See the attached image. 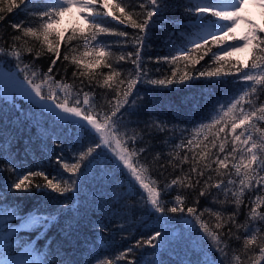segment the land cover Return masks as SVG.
Wrapping results in <instances>:
<instances>
[{
	"label": "snow or ice",
	"instance_id": "snow-or-ice-1",
	"mask_svg": "<svg viewBox=\"0 0 264 264\" xmlns=\"http://www.w3.org/2000/svg\"><path fill=\"white\" fill-rule=\"evenodd\" d=\"M249 4L264 14V0H0V27L16 9L27 15L9 23L11 33L0 35V81L11 85L0 90V172L6 166L16 177L0 185L5 220H14L20 212L16 205L4 207L10 195L23 200L32 189L44 195L45 189L60 196L79 194L89 180L98 179L107 187L105 204L119 205L112 209L113 217L127 220L139 214L152 218L154 225L146 239L113 255L99 250L106 258L93 257L90 251L87 260L73 259L62 244L53 248L52 242L47 253L21 243L24 252L17 256L19 248L11 243L16 237L5 225L0 264H232L230 252L235 264L264 262V235L243 238L241 233L255 222L264 224V195L245 203L246 193L264 189V139L258 142L254 136L259 132L264 137V128L257 127L264 122V24L242 15ZM239 24L246 30L238 35ZM128 45L131 51H125ZM154 45L161 54L153 58L147 50ZM245 50L249 62L229 59ZM45 57L47 69L38 72V62ZM146 57L155 65H167V72L153 78L144 66ZM129 63L133 67L124 69ZM229 76L235 79H222ZM201 78L210 90L199 98H185L187 111L165 107L159 99L158 88L176 85L179 90ZM229 84L231 92L211 90ZM138 85L148 87L138 90ZM97 88L105 90L102 105L91 94ZM6 127L16 130L8 138ZM33 127L40 151L67 176L50 175L42 167L24 170L17 163L16 133ZM160 133L169 137L166 156L164 147L152 143ZM32 143L31 138L25 142L26 156L33 152ZM201 198L220 208L201 210ZM242 205L249 209L243 223L238 220ZM226 206H233L230 212ZM206 213L214 218L211 222ZM81 219L62 229L66 237L79 229ZM55 220L37 210L21 214L20 223L43 230ZM92 227L106 242L111 239L108 225L97 222ZM233 239H242L239 255Z\"/></svg>",
	"mask_w": 264,
	"mask_h": 264
},
{
	"label": "trees",
	"instance_id": "trees-1",
	"mask_svg": "<svg viewBox=\"0 0 264 264\" xmlns=\"http://www.w3.org/2000/svg\"><path fill=\"white\" fill-rule=\"evenodd\" d=\"M25 19H27V15L20 9L14 10V12L11 14H7V20L4 22V26L0 27V35H4L5 32L11 33L12 30L8 26L10 22L23 21ZM254 21L257 24H264V14L261 16V18H257ZM110 23L121 30H127L129 32L132 31L131 29H125L122 25L116 24V22L110 21ZM64 26L68 27L69 24L67 25L65 22ZM102 39L116 40L117 37H102ZM131 50V45H128L125 48V51ZM112 51H114L117 55L120 54L119 48H113ZM147 51L148 55L152 56L153 58L156 55L161 54V50L155 45ZM213 51H216V49L214 48ZM208 59V57L205 58L206 61ZM229 59L232 61L239 60L241 63L249 62V53L246 58H240L236 55H233L232 57H229ZM145 61L146 62L144 66L151 69L150 74L153 78H161L162 75L167 72V65H155L149 62L147 57L145 58ZM47 63V57L39 61L37 71H46ZM201 63L203 64L204 61ZM59 64L60 62L58 61V65ZM2 67L3 64L0 63V68ZM131 67L133 66L130 63L123 65L124 69H129ZM157 67L161 68L162 71L156 72L155 69ZM197 67H200V65H197ZM4 70L7 69L5 68ZM96 71L103 72L105 74L108 72L107 69H98ZM243 71L246 72L248 69H244ZM71 72L72 67L70 66L68 68L69 84L72 83ZM56 79L59 80L60 76H57ZM222 79L232 81L235 79V77L229 76L223 77ZM78 83L79 81H77V84ZM207 83V80L201 78L188 82L187 87L182 86L179 90L177 89L176 85H172L169 88L160 87L157 89V92L159 94V99L163 102L165 107L171 104L180 108L181 111H187V106L184 103L185 98H187V100H192L193 97L199 98L202 93H207L210 90L208 87H206ZM146 87L148 86L138 85L137 89L142 90ZM211 90L231 92L232 85L229 84L223 89L217 88ZM104 91V89L97 88L95 93H91L95 96L96 102L98 104L102 105L105 102L103 95ZM18 99L23 103L25 108L29 106L30 102H24L22 97H18ZM261 99H264V95L261 96ZM2 100L3 96L0 95V101ZM257 127L264 128V122H257ZM14 131H16L14 128L6 127L4 138H8L9 135ZM16 134L19 136V141L14 142L13 155L15 156L17 163L22 164L24 170L29 168L35 170L37 167H42L45 172L50 175L60 172L62 175L67 176L66 173H62V170L59 169L58 165L50 162L48 155H45L40 151L41 140L37 138L38 133L35 127L31 128V131L25 128L22 132H17ZM254 136L258 142L264 139V137H262L259 132L254 133ZM29 138L34 141V143L31 144L33 152H30L26 156L24 148L25 142L28 141ZM168 139V136L160 133L157 134V139L152 141V143L156 145L157 148L164 147L165 156L167 153V147L169 146L166 143ZM172 139L175 143H180V141L175 139V137ZM48 144L51 146V138L48 139ZM5 148H7L6 144ZM66 156L70 157V153H66ZM149 161L151 162L150 156ZM163 162L164 161L162 160L161 163ZM0 166H4L3 160H0ZM152 166L153 168L159 167V165L156 163H153ZM184 167L187 168V165ZM167 171L171 173L172 169L169 167ZM15 178V175L8 171L7 167L5 166V171L0 172V185L11 183ZM40 183L43 185V181H40ZM45 191L48 192V195L37 193L36 189H32L31 193L27 194L28 198L23 200H15L11 195L8 196L4 207L16 205L20 209V212L16 215L14 220H5L3 212L0 211V239H4L6 236L4 231V227L6 225L8 233L16 237V239L11 241V243L13 244V247L19 248V251L16 253L17 256L22 254L24 252V248L29 246L40 247L41 252L47 253L49 250L48 244L49 242H52L53 248H55L57 244H62L65 253L72 256V258L76 260H87L90 251L92 252L93 257L101 255V258H106V256H104L99 250H103V253H106L107 255H113L117 252V250H123L124 248L128 247L130 243H134L137 239H146L154 227L152 218L141 217L139 214H137L135 217L129 215L127 220L121 219L119 216L113 217L112 209L119 207V205H114L111 203L105 204L108 194L107 187L102 185L98 179L95 181L89 180L88 185L83 187L79 194L67 193L65 196H60L57 193L50 192V190L45 189ZM173 194H170L169 198H171V195ZM258 195H264V189L256 188L254 192L250 194L246 193L245 203L248 204L251 201H254ZM228 196L231 198V192L228 193ZM219 199L223 200L225 197L220 195ZM65 204H67L68 207H65ZM231 207L233 206H226V212H230ZM200 208L201 210L204 208L219 209L220 205L212 204L211 200H205L201 198ZM37 210H39L40 213L51 214L52 216L56 217V220L48 228L43 230L27 228L20 223L21 214L27 216L29 214L35 213ZM248 211L249 209L244 207V205L241 206L240 215L238 216V220L241 223L245 222ZM258 211L260 210L258 209ZM77 218H82L79 229H73L72 234L66 237L62 229H65L68 224L74 223L75 219ZM205 218L209 219L210 222L212 219H214L212 217H208L207 213L205 214ZM113 221H118L123 225V228L121 229L115 227ZM97 222L106 224L112 229V232L110 233L111 239L109 241L106 242L104 238L98 236L99 229L92 227V225L96 224ZM177 231H179V229H177ZM241 233L243 238H251L252 234L264 235V224L255 222L249 225L247 230L242 229ZM123 237L129 238L124 239ZM21 243L24 244V248L20 247ZM231 244L232 248L237 250L236 254L239 255V249L242 248V239L240 241L233 239ZM140 251L141 250H137V257L139 256ZM142 251L151 252V250L147 248H144ZM48 259L51 260L54 258L49 256ZM145 259L150 260L152 257L146 256ZM229 259L232 261V264H235L231 252L229 254ZM93 264H95V260H93ZM262 264H264V262H262Z\"/></svg>",
	"mask_w": 264,
	"mask_h": 264
},
{
	"label": "rangeland",
	"instance_id": "rangeland-1",
	"mask_svg": "<svg viewBox=\"0 0 264 264\" xmlns=\"http://www.w3.org/2000/svg\"><path fill=\"white\" fill-rule=\"evenodd\" d=\"M242 15L249 17L252 20H255L257 18H261V16L263 14L261 13V10L257 6L249 4L245 7ZM65 22L67 25L69 24V18L68 17H65ZM245 30H246L245 24H239L236 28V32L238 35L240 33L244 32ZM248 53H249L248 50H245L243 52L234 53L233 55H236L240 58H246L248 56ZM10 87H11V85L7 81H0V90H5V89H8ZM18 256H21V254Z\"/></svg>",
	"mask_w": 264,
	"mask_h": 264
}]
</instances>
